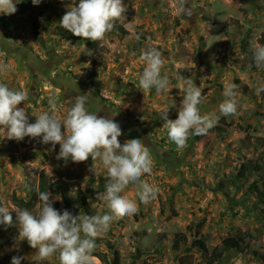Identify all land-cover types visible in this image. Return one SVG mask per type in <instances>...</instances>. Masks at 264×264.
<instances>
[{
    "label": "rangeland",
    "instance_id": "rangeland-1",
    "mask_svg": "<svg viewBox=\"0 0 264 264\" xmlns=\"http://www.w3.org/2000/svg\"><path fill=\"white\" fill-rule=\"evenodd\" d=\"M24 1L14 0V14L0 13V64L7 66L0 83L27 93L18 107H25L29 122H35L33 115L51 114L50 97L63 120L68 100L91 92L88 110L119 123L121 143L141 138L151 152L152 171L140 179L159 193L145 203L136 185L125 188L122 195L138 210L114 217L109 230L96 238L92 255L97 264H103L99 255L112 264L110 244L120 252L121 264H207L209 254L192 242L204 241L210 252L228 237H241L249 249L231 251L216 264H264V205L250 191L254 183L264 191V91H257L264 86V65L257 67L253 58V46L264 45V0H188L191 16L178 11L181 0H123L128 10L115 27L128 34L107 33L98 41L100 50L59 36V21L73 0H41L22 13ZM152 47L165 60L161 75L168 76L170 91L152 88L143 94L138 84L146 64L140 56ZM178 77L201 89L202 115L219 117L200 141L189 137L180 150L170 141L163 118L165 107L169 119L177 118L184 96ZM225 83L238 85L236 115L219 111ZM58 152V144L53 150L41 138L9 140L0 131V203L35 214L41 202L33 192L39 180L31 184L27 177L33 170L47 182L68 183L78 200V191L86 193L89 212L79 203L78 215L107 213L106 202L97 197L105 192L101 178L107 177L101 161L65 162L56 158ZM242 165L248 171L236 180ZM57 195L53 207L60 210L61 195L52 193ZM180 234L188 242L177 250ZM17 237L16 225H0V264H11L13 256L23 257L21 264H35L37 250ZM37 264H60L59 253Z\"/></svg>",
    "mask_w": 264,
    "mask_h": 264
},
{
    "label": "clouds",
    "instance_id": "clouds-1",
    "mask_svg": "<svg viewBox=\"0 0 264 264\" xmlns=\"http://www.w3.org/2000/svg\"><path fill=\"white\" fill-rule=\"evenodd\" d=\"M40 2L32 0L34 5ZM187 2L181 0L178 11L191 16L193 8H187ZM127 10L123 0H78L75 5L67 7L59 23L73 36L95 43L105 39L106 34L114 30L115 22L124 17ZM16 11L14 0H0V13L12 15ZM253 58L257 67L264 65V45L253 46ZM140 59L146 64L138 84L143 94L152 88L157 92L170 91L168 76L161 75L165 64L162 53L152 47L144 51ZM6 67L0 64V72ZM178 79L183 80L181 90L184 96L178 107L177 118H168L167 107L163 109V118L170 141L180 150L187 146L190 134L206 135L216 126L219 117L215 114L202 115L198 107L204 100L201 89L191 79ZM237 87L235 83L224 85L225 99L219 105L223 116L237 114ZM257 91H264V86ZM90 96L91 92H88L68 100L70 106L63 120L56 114L55 98L50 97L51 114L43 112L33 115V123L29 122L25 107H18L27 101V93L0 83V131L5 133L7 139L20 141L25 137L41 138V143L51 144L53 150L59 145L58 160H71L73 163L86 162L89 158L92 161L100 160L107 174L105 192L97 194L99 199L106 202L109 210L103 215H73L68 210L61 213L53 207L60 197H53L50 191L38 193L41 203L36 206L35 214L15 206L9 210V207L0 204V224L13 226L12 212H15L17 240H26L31 248L37 250L32 257L35 264L57 252L60 264H97L96 257L92 255L96 238L109 230L114 217L134 214L138 210L134 200L122 195L125 188L129 184L136 185V195L145 203L155 199L159 193L158 187L140 179L143 174L152 171L149 147L141 138L121 143L118 138L123 132L119 123L110 117L98 116L97 112H90L86 107ZM94 168L93 164L90 171L93 172ZM22 259L13 256L11 264H21Z\"/></svg>",
    "mask_w": 264,
    "mask_h": 264
},
{
    "label": "trees",
    "instance_id": "trees-1",
    "mask_svg": "<svg viewBox=\"0 0 264 264\" xmlns=\"http://www.w3.org/2000/svg\"><path fill=\"white\" fill-rule=\"evenodd\" d=\"M75 4L78 2V0H73ZM32 7V1L31 0H25L22 4V13L28 12ZM47 10H52V7H47ZM12 17V16H10ZM12 24V23H11ZM7 24L8 28H10L12 25ZM59 36L63 39H65L68 42L76 43V42H85L88 47H90L93 50H100V45L97 42H92L89 40L80 39L78 37L73 36L71 33L64 30L60 24L57 27ZM112 33H121L123 35H127L128 32L123 27H114V30ZM140 46V42H137L138 49ZM204 135H189V137L194 141H200L203 138ZM256 170H260V167H256ZM248 171L246 165L241 166V170L238 173L236 180L238 178H244L246 175V172ZM27 177L29 182L32 184L37 179L39 180V183L37 187H34V194L36 197H38L39 192H46L50 191L54 194H60L64 207L60 209L61 213L63 210H68L73 215H78L76 212V206L81 203L82 207L84 208L85 212H89V205H88V199L86 193H82L81 191H78L79 200L75 198L70 190V186L68 183H65L63 181H57V182H47L45 179L38 177L37 172L30 170V172L27 173ZM94 180V179H93ZM107 182V177L101 178V183L103 185V188L105 189V184ZM236 183V181H233ZM234 184V183H233ZM250 191H256L258 200H260L261 204L264 205V191L260 190L258 185L256 183L252 184L250 187ZM1 204V203H0ZM13 216V215H12ZM2 227L5 228H11L16 225L15 217L13 216V226H5L0 224ZM187 236L185 234L178 235L176 241H175V248L178 250L180 248V245L183 243H187ZM192 246L195 248H199L201 251L205 252L206 254H209V259L207 261V264H216L227 254L231 251H238V252H245L249 249L248 245L242 239L241 237H228L224 239L218 246H216L212 251L209 252V249L206 245V243L202 240L194 241L192 242ZM110 250L114 254V258L112 261V264H121L120 260V252L116 248L115 244H110ZM101 262L103 264H109L108 260L106 259V255H99ZM262 259L264 260V255L262 256ZM148 264V263H145Z\"/></svg>",
    "mask_w": 264,
    "mask_h": 264
}]
</instances>
